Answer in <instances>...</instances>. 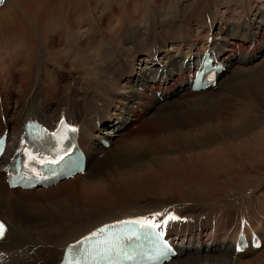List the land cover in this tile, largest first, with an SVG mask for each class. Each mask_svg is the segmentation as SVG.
Instances as JSON below:
<instances>
[{
	"label": "bare ground",
	"instance_id": "1",
	"mask_svg": "<svg viewBox=\"0 0 264 264\" xmlns=\"http://www.w3.org/2000/svg\"><path fill=\"white\" fill-rule=\"evenodd\" d=\"M249 1L250 2L246 3L242 1L240 5L241 11L244 14L243 18L241 19L239 15L234 13V11H237L234 8H223V11H225L226 14L228 12L233 17V20L231 21L232 17L230 16V22H226L229 25L227 26L225 24L226 27L224 26V23L226 21L224 14V21H222L223 17L219 18V27L215 23L216 19L218 18V12L215 14L217 16L215 19L212 15L208 14L210 18L208 30L211 33V30L214 31L217 28V36L210 38V35L207 33L208 37L204 36L202 43L199 44L201 46L198 47L196 46L198 41L197 35L194 37V35L191 34V27L193 24H203L204 21L202 20V18H204L203 15H205L206 13L199 16L196 15L197 11L194 9L187 10L185 12L183 11V15L187 16V19L181 20L180 18H178V20H176L177 17L173 16V21L171 20V22H166L167 24H165V22L164 24H160L159 22L161 20L157 19L156 17L152 18L153 15H150V18L156 21L154 24L151 23L150 19V21L147 22L148 24L144 25L145 28H143L142 26H136V28L138 27L142 30L135 29L133 35H130L127 28L125 32L118 36L119 43L125 41V38H127L126 40H131L130 45L132 47H121L123 49L120 51V54L123 52L122 56H119V54V57L116 56L115 58H107L108 67L105 69V71L108 73L107 79H104L100 70V73H98L94 69L95 64L92 63L91 59L88 58V56L87 58H85L86 55L83 53L86 50L81 48L84 45L81 46V41L79 39H73V30H70V33L67 34L66 37L68 39V42L70 41L76 46H72L70 43L68 45H70V47H77L74 51V54L76 55L77 59L82 58L80 62L83 65L73 66L71 72L66 71L64 68L60 70L61 67H55V65H51L47 60L48 58L46 57V49L41 48V51L39 50L40 54L37 61L39 63L38 71L33 80H26V77L23 76L24 74L19 75V73L16 72L18 68L16 69L13 64L9 65L8 63V65L5 66V59H7L6 56H9L10 60L15 57L21 58V56H24L23 54L20 55V48L16 47L11 51L12 53H10V50L8 48V52H6L5 54H0V67L1 70H3V79H0V134L6 133V135H9V146H7L4 152L0 155V218L4 220L6 224L5 234L0 238V264H58L63 251V247L66 244L77 240L82 235L88 233L96 226L114 219L132 216L138 211H141L140 208L157 207L161 204H164L158 203L157 199L155 201H151L150 203L147 202L146 204H142L139 202L124 203L122 205L125 207H121L119 210L120 212L115 214L113 213V209L119 206L112 207L109 203L105 205V202H103L105 207L101 204V206L103 207L99 209L96 207L87 206L77 207L75 205L74 208H70L64 211V214L62 213V218L56 224L48 226L46 228L38 226L34 227L35 225H33L32 223L34 219H32L28 211H26V209L28 210V207L35 201L32 200L34 196H38L42 193H52L56 190L62 189L63 186L75 183L78 185L79 190H88V188L92 187L103 179L101 177L98 180L97 178L94 179L96 177L95 168L94 166H91V162L92 160H94L97 153L104 151L103 147H105V145L101 144L100 140H103L107 144H109V150L112 148L114 152L118 151L120 148H131L134 146L136 147V145L140 146L142 142H148L146 145L148 147V150L155 147L156 151V148L160 147L161 145L158 143H154L148 138V136L150 137L151 134H153V126L156 125V122H159L161 118H164L163 121L157 123V125L159 124L158 126H162L164 123H167L164 121L166 120V118H168L169 115L176 114V112H188V114H186L188 115V118L186 120L187 123H194L195 120L196 126L194 128L198 129V127H201L202 129H198V131L195 130L196 132H198L197 135L185 136V138L181 137L182 139L175 140L176 142H179L180 140L189 142L191 139H196V142H200L201 145L204 144L205 146V142L208 140H202L201 138H203L204 136H210L214 139L215 143L218 142L217 140H223L222 142L225 143L224 147L228 148H245L251 146L255 142H259L264 145V91H262L264 90V64L262 66L263 68L261 67L259 73L258 69H256L257 71L254 69L255 71L253 72V67L251 72H249L250 70L248 71L245 69L244 71L242 70V68H240V70L238 69V66L252 62L257 54L264 49V7H259L254 0ZM5 2H9V0H5ZM157 13L161 14V12H159L158 10ZM164 20L170 21L168 19ZM174 23H176L177 25L181 23L183 32L177 31L181 34V36H178V39L175 37L176 41L172 42L174 41V37L171 34L173 31H175L176 28ZM203 25L206 26V23H204ZM200 28H202V31H204L205 29L203 28V26H200ZM151 29L154 30L151 32ZM158 30L160 31L163 42H172L173 45H171V47H159L163 44L160 42L159 34L157 32ZM142 32L145 33L141 34ZM124 34H127V36L123 37ZM135 34H137V36L141 34L139 39H142L143 36H151V46L146 47V44L144 43V47H137L138 38L137 36L135 37ZM211 35L213 34L211 33ZM185 38L186 40H188L187 46H183ZM78 51H80V53H82V55H84L85 57H82V55H80ZM204 52H210V54L216 61H220L222 63V65L224 66V70H230V72L229 74L222 76V81H220L221 78L219 79L220 82H218V80L215 81L213 87L206 86L207 88L203 90H198L197 92L191 91V77L199 58ZM62 53L58 50L61 62L66 63L68 61L66 58L67 56L65 57V55H63ZM139 55H143L146 57L143 62H148L150 64V67H148L147 70L146 68L142 69L141 67V73H131V68L135 62V58ZM197 55L199 56L197 57ZM177 57H179V59H176ZM18 65L19 64H17L16 66ZM74 65H76V62L74 63ZM84 68H88L91 71L85 72ZM65 72L67 73L66 76H64ZM80 72L81 74L79 77L74 76L78 75ZM90 72L93 75H97L98 73V77L101 78L95 80L99 82L101 86L100 88L99 86L93 88V84H95V81H90L89 85L93 93L90 96L83 97L81 99L83 103L77 102V100L80 99L78 98V96L77 98L73 97V99L68 95L67 99L62 100L60 98V95L56 94V92H62V84L64 82H60V80L64 81L68 79L69 81L67 84H70L77 81L78 78H80L81 80H84V77L88 78V76H90ZM222 72L223 71L218 74V77ZM246 72L249 73L247 74ZM51 73H53V81L56 80L59 82V86H57L55 94L51 92L49 100L47 99L48 96L37 98V83L40 80L44 81L45 76L50 77ZM227 75L228 77H226ZM234 75L238 78H235ZM15 81L18 86L17 89L19 90V92L14 90L15 92H17V95L12 90H10V88H12L11 83L13 82L14 84ZM49 86V84H46L45 87H43L49 89ZM195 94L197 95L191 96ZM121 95L122 97L121 99H119V96ZM171 96H174V99L170 98ZM17 97L20 98V101L16 106L13 107V105H11V99H17ZM35 98L37 99L35 100ZM172 100H178V102H176L178 104L172 103ZM183 103L189 104H187L186 106H181L183 105ZM228 106L232 107L229 108ZM114 109L116 110L112 115L111 111ZM59 110H61V112L62 110H65V112L63 113L66 115L63 117L69 123L78 124V143L84 154V170H86L87 166L92 168L91 176L94 177V180L92 179L93 182L89 183V180L87 181L84 176L83 178L81 177V175L75 174L71 178L58 180L57 182L45 187H34V191L31 190L33 192L24 189L22 190L19 188H7L3 181L4 172L2 170L7 162L10 150L16 146L18 135L21 131V125L28 119L37 118L38 120L44 122L45 125L47 124L48 127H54L56 122L60 118L59 116H57L60 115L58 113ZM117 110L118 113L115 114ZM150 111H152V113L149 114ZM224 112H228L227 117H219ZM191 113L195 114L192 115ZM199 119L200 121H198ZM224 119H227V121ZM178 127H180V124H178ZM188 127L189 126H187L186 128ZM166 128H168V126ZM178 129L179 128H177V130ZM167 133L168 137L173 138L172 136H170V133H173V130H169ZM178 133L181 135L185 134L181 129H179ZM122 134L127 136L133 135L134 137H132L130 140L134 139V144L136 145L131 142L127 144L126 142L128 140L124 141L123 144H115L114 141L116 140V138L118 136L122 137L120 136ZM182 136L184 137V135ZM125 138L126 137H124V139ZM162 143L165 144L164 142ZM131 149L134 150V148ZM217 150L218 148H214V151L212 149L213 153L215 154ZM222 150L223 149H220V151ZM132 152L133 151H131L130 153ZM202 153L204 154L205 152ZM111 155H113V152L111 153ZM118 155L114 156L116 157ZM258 157L256 159H258ZM199 160L196 159L197 162H200ZM196 161L194 160V162ZM99 163L101 162L99 161ZM135 165L133 163L130 167L131 169H125L122 171L117 170L118 172H112L114 174L110 179L115 180V178L117 177L125 178L129 177V175L131 174L133 176L138 175L139 173L144 172V170L146 169V166H138V164ZM231 168L233 170L236 169L234 167ZM88 170L86 171L87 173H85L86 175H88L89 173ZM108 173L110 174L111 172L107 171V174L105 176L109 175ZM238 189L239 188H237L236 190ZM259 190L262 192L264 190L263 185H260V183L257 187L255 186L252 188H245L243 190L239 189L237 191L238 195H227L225 200H222L220 204L218 202H215L214 204H210L212 202L208 201L202 202L198 206L201 208H199L197 212L194 210H188L190 206L185 203L193 201L192 203L196 204V202H198L196 200L198 197L196 194H192L193 196L190 197L187 196L189 198L188 200L186 197H182L184 203L174 202V208H176V211L180 213L183 220H177L170 223L166 227L165 232L166 237L169 239L170 245L173 247V249H175L178 255L175 257H171L170 259H164L160 262V264H248L252 261H257L264 258V197L259 198L256 195ZM246 192L250 193V195H246ZM29 196L31 197L28 200L27 197ZM249 197H252L253 200H250L251 202H248L250 208H247L246 211L252 208L253 210L251 215L253 218L249 219V223L247 224L248 226L244 227V230L235 231L238 225H236V228H234L235 226L232 225L231 218L227 217L226 215H220V212H228V210H230L229 207L225 209L221 205L227 202L229 203V201L231 200L230 203L233 206L231 208L232 212L240 210L244 211L246 207L241 205L246 204ZM227 198H230V200ZM237 201H240L241 205L235 204ZM199 203L200 202H198V204ZM130 207H133L135 209L127 211V209H129ZM156 212L158 211H153L147 215L152 217V215ZM163 213L166 214V212ZM246 214L249 216V212H246ZM162 218L163 217H160L158 219ZM246 222L247 220L245 221V223ZM205 225H207V227ZM193 226L195 227L193 228ZM203 230H206V232H202ZM238 232L245 234L246 240L248 242L243 251L239 253L235 250V240L236 236L239 234ZM185 234L188 235L186 239ZM253 234H256L258 236L260 240V247H251L250 238ZM17 240L19 242H16ZM54 246L57 247L55 256L54 252L51 251ZM260 248H262L263 251L261 253H258V250H260ZM211 249L218 250V254L214 255L202 253L203 255H194L195 258L192 262L190 260H185L184 262L181 260H176L177 257L182 256L183 253L188 251H192V253L196 254L203 251L210 252ZM248 256H250L251 258H249ZM234 257L236 259H243L242 257H248V259L244 258L243 260L235 261Z\"/></svg>",
	"mask_w": 264,
	"mask_h": 264
},
{
	"label": "rangeland",
	"instance_id": "2",
	"mask_svg": "<svg viewBox=\"0 0 264 264\" xmlns=\"http://www.w3.org/2000/svg\"><path fill=\"white\" fill-rule=\"evenodd\" d=\"M242 1L245 3L250 2L249 0H200V1L199 0H9V2H4L3 4H0V54H5L6 52H8L7 50L8 48L10 50V53H12L11 51L14 50L16 47L20 48V55L23 54L24 56H21V58L15 57V58H12L11 60L9 59V56H6L7 59H5L6 60L5 66L8 65V63L9 65L13 64L14 67H16V69L18 68L16 72L19 73V75L24 74L23 76L26 77V80H33V78L35 77L38 71L39 63L37 61H38V56L40 54L41 48L46 49V52H47L46 57L48 58L47 60L50 62L51 65L53 66L55 65V67L57 66L61 67L60 70L64 68L66 71L71 72L73 66L83 65L80 62L82 58L77 59L76 55L74 54V51L77 47H70V45H68L70 43L72 46H76L72 44L70 41L68 42V39L66 37V35L70 33L69 31L73 30L74 31L73 39L74 40L79 39L81 41V46L84 45L81 48L86 50L83 53L86 55V57L82 55L80 51H78L79 54L85 58H87L88 56V58L91 59L92 63L95 64L94 69L98 73H100L101 71L104 79H107L108 73L105 71V69L108 67L107 58H111V57L115 58L116 56H118L120 54V51L123 50L122 49L123 47H132L130 45L131 40H126L127 38H125V41H122L121 43H119V40H118V36L122 34L123 32H125L127 28L129 30L130 35H133L135 29H139L138 27L136 28V26H142L143 28H145L144 25L148 24L147 22L150 21V19H151V23L154 24L156 21L152 19L153 17H156L157 19L161 20L159 22L160 24H164V22L165 24H167L166 22H171L173 16L177 17L176 20H178V18H180L181 20L187 19V16L183 15V11L185 12L187 10L194 9L197 11L196 15L200 16L206 13L205 15H203L204 18H202L204 23H206V26L203 25L204 23L203 24L199 23L200 26H203V28H205L204 31L201 30L202 28H200L198 24H193L191 27V32H192L191 34L194 35V37L197 35L198 41H197L196 46L198 47V46H201L199 44L202 43L203 37L204 36L208 37L207 33L210 35V38L217 36L216 34L217 28L214 31L211 30V33L213 35H211L210 31L208 30L209 28L208 24L210 23V18L208 14L212 15L213 18L215 19L217 17L215 14L218 12V18L215 21L218 27H219L218 24L220 21L219 18L220 17L222 18L224 14V17L226 19L224 26L226 27V25L227 26L229 25L226 22H230V16L232 17V15L228 12L226 14L225 11H223V8L224 7L234 8L235 10H237L236 12L234 11V13L239 15L241 19L244 16V14L241 11V6H240ZM254 1L257 3L259 7H262V6L264 7V0H260V1L254 0ZM157 10L161 12V14H158ZM150 15L151 16L153 15L152 18H150ZM224 17L222 18L223 19L222 21L225 20ZM164 19L166 20L168 19L170 21H165ZM195 20H198V19H195ZM232 20H233V17L231 18V21ZM174 25L176 26V28H175V31H173L171 34L174 37V41L172 42L176 41L175 37L178 39V36H181V34L178 32H183L181 23L178 25L174 23ZM139 30H142V29H139ZM153 30L154 29H151V32ZM157 32L159 34L160 42L163 44L159 46L160 48L161 47L167 48L173 45L172 42H169V41L163 42L160 31L158 30ZM144 33L145 32H142L141 34H144ZM140 35L137 36V34H135V37L137 36L138 38L137 47H144V43L146 44V47H150L151 46V38H150L151 36L149 37L143 36L142 39H139ZM126 36L127 34H124L123 37H126ZM113 40H116V41H113ZM187 42L188 40H186L185 38L183 46H187L188 45ZM58 50L61 53L63 52L62 54L65 55V57L67 56L66 58L69 62L68 61L66 63L61 62L60 56L58 54ZM122 54L123 52L119 56H122ZM198 56L199 55H197V57ZM145 58L146 57L143 55H139L135 58V62L131 68V73H134V72L141 73L142 72L141 67L142 69L146 68V70L148 67H150V64L148 62H143ZM176 59H179V57H177ZM75 62H76V65H74ZM17 64L19 65L16 66ZM263 64H264V49L257 54V56L255 57L254 60H252V62L240 65L238 66V69L240 70V68H242V70L244 69L248 71L250 70L249 72H251L252 67H253V72L256 69H258V73H259ZM84 69H85L84 70L85 72L91 71L88 68H84ZM229 72L230 70L228 71L223 70V72L216 79V81L217 80L218 82L222 81L223 80L222 76L229 74ZM249 72H246V73L248 74ZM98 73L97 75L96 74L93 75L90 72L89 73L90 76H88V78L84 77L83 78L84 80H81L80 78H78L77 81L70 83V84H67L69 81L68 79L64 81H61L59 79L60 82H64L62 84L63 88H62L61 93L56 92V88L57 86H59V82L56 80L53 81L54 80L52 78L53 73H51L50 77L45 76L44 81L40 80L37 83L36 96L37 98L48 96L47 99L49 100L50 93L52 92L55 94L56 92V94L60 95V98L62 100L67 99L68 95L71 96L72 98L73 97L77 98L78 96V98L80 99H78L77 102L83 103L81 99L85 96H90L93 93L89 85L90 81H95V84H93V88L96 86L97 87L99 86L100 88L101 84H99V82L96 81L99 78H101V77H98ZM80 74L81 72L78 75H74V76L79 77ZM2 75H3V70H1V67H0V79H3ZM66 75L67 73L65 72L64 76ZM226 77H228V75ZM234 77L238 78L235 75ZM220 78L221 80L219 81ZM108 80H111V79H108ZM45 83L50 85L49 89L44 88L46 85ZM51 83H52V86H51ZM11 84H12V88H10V90H12L15 94L19 92V90L17 89L18 86H17L16 81L14 82V84L13 82ZM40 87L43 89H41ZM134 88H135V85H134ZM14 90L17 92H15ZM196 95L197 94L191 95V96H196ZM174 96H171L170 98L174 99ZM121 97L122 95L119 96V99H121ZM37 98H35V100ZM19 101H20L19 97H17V99H14V100L11 99V105H13L14 107L17 105ZM176 102H178V100L177 101L172 100V103L178 104ZM187 104L189 103H183V105L181 106H186ZM232 106H228V107L231 108ZM115 110L116 109L111 111L112 115L114 114ZM63 112H65V110H62V112L61 110H59L58 113L60 115L58 116L60 117L65 116L66 114H64ZM117 113H118V110L115 112V114ZM150 113H152V111H150L149 114ZM186 114H188V112L186 113L176 112V114L169 115L168 118L165 117L166 120L164 122H167V123L166 124L164 123L162 126L160 125L161 127L158 126L159 124L157 125V123H159L160 121H163L164 118H161L159 122L158 121L156 122V125L153 126L154 127V131H152L153 134H151L150 137L148 136V138L152 140L154 143H158L161 145L160 147L156 148V151H155V147L150 148L149 150L147 149L148 147L146 145L148 142L146 143L142 142L143 144L141 143L140 146L134 144V139L130 140L132 137H134L133 135L127 136V135L122 134L120 135L122 137L118 136L116 138L117 141L115 140L114 142L115 144H119V143L123 144L124 141L128 140L126 142L127 144L131 142L134 145H136V147H138L136 148L133 145L134 147H131V148H134V150L131 148H122V149L120 148L118 151L114 152L112 148H111L112 151L111 149L109 150L110 148L108 147L109 144L105 143V141L103 140H100L101 143L105 145V147H103L104 151L97 153L96 157L91 162L92 165L90 164L91 166H94L95 168L96 177L94 178L91 176L92 168L88 166L85 170V173H87L86 171L89 169L88 175L84 173L83 175H81V177L84 176L87 181L89 180V183L93 182V180L96 178L97 180L100 177L103 179L97 184L88 188V190H83V191L79 190L78 185L75 183V184L63 186L62 189H59L60 191L56 190L52 193H42L38 196L37 195L34 196L33 199L31 198L32 200H35L33 202L34 204L32 203L28 207V210L26 209V211H28V213L30 214V217L34 219V221L32 222L33 225H35L34 227L38 226V227L46 228L48 226H52L56 224L62 218V213L64 214V211L70 208H74L75 205L77 207L87 206V207H96L99 209L103 206L105 207V205L109 203L112 207L119 206L113 209V213L115 214V213L120 212L119 210L121 207H125L122 205L124 203L139 202L142 204H146L147 202L150 203L151 201L153 200L155 201L157 199L158 203H164V204H161L157 207H147V208H140V209L141 210H149L152 208L163 209V210H167L170 212H177L179 216H181L180 213L176 211V208H174V205H175L174 202L184 203V201L182 200V197H186L188 200L189 198L187 196L190 197L196 194L198 196L196 200L200 202L199 204L198 202H196V204L192 203L193 201H189L185 203H187L190 206L189 207L186 204L189 207L188 210H191V211L194 210L197 212L199 208H201L198 206L202 202H205V201L212 202L210 204H214L215 202H218L220 204L222 200H225L227 195H236V194L238 195L237 191L239 189L243 190L245 188H252L255 186L257 187L259 183L260 185L262 184L264 187V157H263L264 156V148H263L264 145H262V143L255 142L252 144L253 146L251 145L245 148L239 147V149L238 147L228 148V147H224L225 143L222 142L223 140L222 141L217 140L218 142L215 143L214 139L210 136H207V137L204 136L205 138L204 137L201 138L202 140L207 139L209 141V142L208 141L205 142V146L204 144L201 145L200 142H196V139H191L189 142H186L185 140H180L179 142H176L175 140L185 138V136L197 135L198 132L196 131H198V129L199 130L202 129L201 127H198V129L194 128L196 126L195 120H194V123L192 122L188 124L186 121L188 118V115ZM191 114L193 115L195 113H191ZM227 115H228V112H224L222 113L221 116L219 115L218 116L223 118V117H227ZM224 120L227 121V119H224ZM198 121H200V119ZM172 124L175 126H173ZM178 124H180V127H178ZM165 126L166 127L168 126V128H166ZM187 126L189 127L186 128ZM198 126H201V125H198ZM177 128L183 130L185 134H182V135H184V137L178 133L179 129L177 130ZM182 128H185V129H182ZM169 130H173V133H170L171 134L170 136H172L173 138L168 137L167 132ZM124 137L126 138L124 139ZM162 142H164L165 144H163ZM214 148L215 149L218 148V150L216 151V154L218 156L215 153H213ZM208 149L211 153L208 151ZM220 149H223V150L220 151ZM105 150H106V153H105ZM131 151L133 152L130 153ZM196 151L198 152V155ZM112 152H113V155H111ZM148 152L149 153L151 152V153L149 154ZM202 152H205L207 155L205 153L203 154ZM253 154L254 155L257 154V155L254 156ZM114 155H118V156L115 157ZM257 157L258 159H256ZM195 158L197 160L201 158L199 161L202 163L197 162ZM194 160L196 162H194ZM99 161L101 163H99ZM209 162L212 164H210ZM133 163L134 165L138 164V166H146V169L144 170V172L139 173L138 175L133 176L131 174L132 176L129 175V177H125V178L117 177L115 178V180L110 179L112 175L114 174L112 172H115V171L118 172V171H122L125 169H131L130 167ZM231 167H234L236 169L233 170ZM107 171L111 172L110 173L111 176L109 173H108L109 175L105 176L107 174ZM146 171L147 172L149 171V172L147 173ZM236 186L237 188H239L238 190H236L237 189ZM31 190L33 189H30L29 191ZM263 192L259 190L256 193V195L259 198H262L264 197V195H262L264 194ZM246 195H250V193L246 192ZM30 197L31 196L27 197L28 200L30 199ZM227 199L230 200V198H227ZM250 200L252 201L253 198L249 197L246 204L241 205L240 201H237L238 203L237 202L235 203L237 205L246 207L244 211L240 210L241 212L240 211L232 212L231 208L233 206L230 203L231 200L229 201L230 204L227 202L221 205L225 209L229 207L230 210H228V212L230 213H228L227 211L223 213L220 212V215L221 216L226 215L227 217L231 218L232 225L235 226L234 228H236V225H238L235 231L239 229L244 230V227L248 226L247 224L249 223V219L253 218L251 215L253 209L251 208V209H248V211H246L247 208H250L249 203H248ZM103 202H105V205ZM101 204L103 206H101ZM170 207H173L175 211H173V209ZM131 209H135V208L130 207L127 210H131ZM245 211L249 212L250 217L246 214ZM246 220L247 222L245 223ZM241 225H242V228H241ZM205 226L207 227V225ZM194 227L195 226H193V228ZM202 232L205 233L206 230H203ZM187 237L188 235L185 234V239ZM16 242H19V241L17 240ZM51 251L54 252V256H55L56 254L55 251L57 252V247L54 246ZM217 251L218 250L216 249L214 250L211 249L210 252L203 251V252L196 253V254L192 253V251H188V252L183 253L182 256L177 257L176 260L178 261L181 260L183 262L185 260H190L192 262L195 256L201 255L202 253L217 255L219 252ZM262 251L263 249L260 248V250H258V253H261ZM248 257L251 258L250 256ZM248 257H242V258L248 259ZM234 259L235 261L243 260L241 258L236 259L235 257ZM248 264H264V258L259 259L257 261H252L251 263H248Z\"/></svg>",
	"mask_w": 264,
	"mask_h": 264
},
{
	"label": "snow or ice",
	"instance_id": "3",
	"mask_svg": "<svg viewBox=\"0 0 264 264\" xmlns=\"http://www.w3.org/2000/svg\"><path fill=\"white\" fill-rule=\"evenodd\" d=\"M5 0H0V4H3ZM63 124L64 122L61 121ZM69 129L65 128L64 131L67 132ZM74 131V129H71ZM39 138V137H38ZM63 136H61V140L57 141V144L61 147V141L63 140ZM65 155H67V149H64L62 153L58 155H54L51 159H44L43 157H38L32 152L28 153V161L29 163L25 165V167H31V162L35 161L42 165H55L60 163ZM165 213L156 212L152 215L151 218L143 217L134 220H125L118 221L114 225H105L104 227L98 229L96 232L90 234V236L85 237L83 240L78 241L75 245L69 247V251L75 253L76 256L74 259H77L83 255L85 257H90L92 260H107L109 258H116L118 256H123L125 258H131V254L128 250H126V246L124 244L125 240H131L135 237L136 240L141 239V233L144 237L151 236L155 240L163 241L164 232L163 229L166 228L170 223L179 220L180 218L174 215L173 213L167 212ZM163 217L162 219H158ZM137 225L138 228H130L128 226ZM121 227L122 230L112 231V229ZM5 234L4 225L0 224V237H3ZM106 234V235H105ZM101 235L103 238L98 239L95 243H92L93 238ZM86 242L88 246L85 247ZM256 247H260L259 244L255 245ZM244 245L238 244L236 251L239 253L243 251ZM160 254L165 259H170L171 257H175L178 253L171 248L167 243H163V246L160 250ZM66 264H73V260H70L68 257H65Z\"/></svg>",
	"mask_w": 264,
	"mask_h": 264
}]
</instances>
